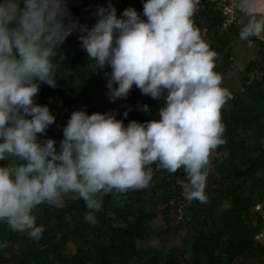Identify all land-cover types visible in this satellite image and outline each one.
<instances>
[{"label": "clouds", "instance_id": "obj_1", "mask_svg": "<svg viewBox=\"0 0 264 264\" xmlns=\"http://www.w3.org/2000/svg\"><path fill=\"white\" fill-rule=\"evenodd\" d=\"M198 3L143 0L141 12L129 6L118 15L108 0L92 12L89 27L72 18L68 0H0V222L39 240L43 227L33 210L73 193L88 210L84 220L95 224L103 196L148 186L153 162L169 172L183 168L186 198L206 202V166L224 142L220 109L231 93L214 71L215 51L193 24ZM255 6L241 0L246 14ZM73 33L96 72L110 68L109 100L127 97L135 85L164 101L157 118L125 124L112 112L79 109L63 126L58 149L54 138H38L55 116L34 98L41 84L57 87L52 58ZM262 34L264 17L250 15L239 39ZM139 107L150 112L147 104Z\"/></svg>", "mask_w": 264, "mask_h": 264}, {"label": "trees", "instance_id": "obj_2", "mask_svg": "<svg viewBox=\"0 0 264 264\" xmlns=\"http://www.w3.org/2000/svg\"><path fill=\"white\" fill-rule=\"evenodd\" d=\"M107 2L68 0V7L73 19L90 27L96 22L92 12ZM112 2L118 15L129 6L142 11L143 0ZM192 21L216 53L214 71L225 74L233 64L240 28L223 30L221 14L210 6L194 12ZM248 39L258 47V55L245 69L241 90L230 92L231 98L220 109L224 142L214 149L222 159L226 154L232 165L210 152L206 202L194 199L174 228L170 214L178 213L182 198L178 181L189 183L188 177L182 168L169 172L153 162L148 166L152 171L148 186L103 196L101 209L94 213L95 224L84 220L88 210L73 193L63 195L57 206L41 204L33 210L36 226L43 227L39 240L0 222V244L5 245L0 248V264H264V245L255 240L264 215V34ZM52 62L57 87L41 84L34 98L38 104L59 110L78 106L88 114L112 112L125 124L157 118L164 104L141 94L135 85L127 97L110 101L104 76L110 68L96 72L76 33L56 49ZM144 104L149 105V113L140 110ZM70 115L55 116L38 138H54L58 149ZM182 228L188 235L181 238L184 245L170 247Z\"/></svg>", "mask_w": 264, "mask_h": 264}, {"label": "crops", "instance_id": "obj_3", "mask_svg": "<svg viewBox=\"0 0 264 264\" xmlns=\"http://www.w3.org/2000/svg\"><path fill=\"white\" fill-rule=\"evenodd\" d=\"M250 15L257 18L264 17V0H256V6L251 13H245L240 9V18L237 27L241 28L244 23L249 19ZM258 55V47L250 39L241 40L237 39L234 47V57L232 67L221 77V87L227 89L229 92L236 93L241 90V83L245 75V69L250 61L255 60ZM248 62V63H247ZM245 66V67H244ZM216 156L215 150L211 151ZM219 160L224 162L225 165H232L228 156L225 154L224 159L216 156Z\"/></svg>", "mask_w": 264, "mask_h": 264}, {"label": "built area", "instance_id": "obj_4", "mask_svg": "<svg viewBox=\"0 0 264 264\" xmlns=\"http://www.w3.org/2000/svg\"><path fill=\"white\" fill-rule=\"evenodd\" d=\"M240 4L241 0H199V3L196 6L195 12L202 10L205 6H210L214 8V10L219 11L222 16V24L221 27L223 30L228 31L229 29L237 26V23L240 18ZM245 67V66H244ZM50 108V107H49ZM82 109L78 106L64 107L62 109L50 108V111L54 114V116L59 115H70L74 110ZM183 169V168H182ZM178 185L181 188V200L180 207L178 210V214L180 219L183 217V210L190 206L194 199L188 200L186 198V192L190 190V185L188 182L184 180H179ZM176 201H172L171 204L175 205ZM262 228L259 233L256 234L255 240L257 243L264 245V215Z\"/></svg>", "mask_w": 264, "mask_h": 264}, {"label": "rangeland", "instance_id": "obj_5", "mask_svg": "<svg viewBox=\"0 0 264 264\" xmlns=\"http://www.w3.org/2000/svg\"><path fill=\"white\" fill-rule=\"evenodd\" d=\"M247 63H248V62H247ZM170 220H171L172 226L174 227V226H177V225H178V223H179V221H180L181 219H180V216H179L178 213L173 212L172 215L170 214ZM179 227H180V226H179ZM174 228H175V227H174ZM186 233H187V228H182V229H181V232H180V234H179V235L182 236V237L179 236V238L175 239L174 242H172L169 246H170V247L181 248L182 245H184V244H183V240H182L181 238L187 237L188 235H186Z\"/></svg>", "mask_w": 264, "mask_h": 264}]
</instances>
